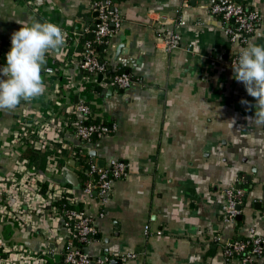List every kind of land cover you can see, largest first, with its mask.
Instances as JSON below:
<instances>
[{"label":"crops","instance_id":"obj_1","mask_svg":"<svg viewBox=\"0 0 264 264\" xmlns=\"http://www.w3.org/2000/svg\"><path fill=\"white\" fill-rule=\"evenodd\" d=\"M27 1L0 0V68L22 22L53 23L67 33L66 42L46 56L44 94L21 101L15 110H0V176L19 169L24 149L14 136L26 121L48 112L62 117L88 101L95 111L91 121L112 132L83 148L105 166L114 159L128 164L127 176L113 183L104 208L96 197L84 204L95 218L96 234L82 248L91 264H126L121 257L130 254L136 257L127 264H241L226 258L224 249L252 230L264 238V126L246 120L256 101L233 78L229 63L238 45L210 13L211 0H114L123 22L102 48L103 58L133 83L121 89L106 80L90 97L79 62L94 37L93 1ZM235 1L260 13L262 23L249 41L264 45V0ZM179 21L185 24L177 27ZM173 33L180 37L178 48L169 54L159 50V40ZM66 139L77 145L72 135ZM68 158L54 181L80 193L86 174ZM233 186L245 191L246 201L242 219L228 223L224 192ZM18 225L0 221L1 240L42 251L45 229ZM62 235L68 239L65 229ZM62 249L55 244L60 262Z\"/></svg>","mask_w":264,"mask_h":264},{"label":"built area","instance_id":"obj_2","mask_svg":"<svg viewBox=\"0 0 264 264\" xmlns=\"http://www.w3.org/2000/svg\"><path fill=\"white\" fill-rule=\"evenodd\" d=\"M18 1L30 4L27 0ZM92 1L94 11L98 13L97 23L94 37L86 41L79 62V69L86 74V83L89 84L86 89L88 97L96 95L98 85L106 83V80L121 89L133 83L129 75L97 55L98 47H106L114 33L120 29L123 22L121 10L114 0ZM209 11L221 21L229 41L238 46L246 45L262 23L257 10L235 0H211ZM184 24V21H179L177 27ZM179 39L175 33L168 38H161L159 50L169 54L178 48ZM236 59V56L232 58L230 67ZM47 72L52 73L53 70L47 69ZM100 76L101 82L98 81ZM94 116L91 104L84 101L74 105L62 117L56 118L48 112L39 119L26 121L14 136V141L21 144L23 149H48L54 152L48 158L44 171H38L31 162L19 161L16 172L10 176H0V221L15 222L22 228L43 227L47 243L42 251L35 252L23 246L4 243L0 238V264H55L54 247L57 243L63 245L62 261L58 264H91L92 257L82 248L96 234L95 218L87 213L84 204L96 197L99 209L104 208L111 199L113 183L127 176L128 164L114 159L102 168L96 160L89 158V171L80 193L67 185L56 183L54 177L59 171L58 159L63 151L73 157L74 149L81 150L83 145L93 140L94 135L101 139L112 132L105 123L92 122ZM68 134L75 138L77 145L67 141ZM224 199L225 222L234 223L242 214V209L238 207L244 206L246 193L233 186L225 190ZM100 216H104L102 210ZM63 229L69 235L67 240L62 235ZM145 234H151L148 225L145 226ZM157 234L161 235V232ZM49 245H53V248ZM224 255L229 260L239 259L241 264H264V238L256 236L252 230L248 238L229 242L225 246ZM135 257V254L125 255L121 260L127 264Z\"/></svg>","mask_w":264,"mask_h":264},{"label":"clouds","instance_id":"obj_3","mask_svg":"<svg viewBox=\"0 0 264 264\" xmlns=\"http://www.w3.org/2000/svg\"><path fill=\"white\" fill-rule=\"evenodd\" d=\"M66 34L55 24L35 19L22 22L11 36V48L6 65L0 68V110H15L21 101H31L43 95L46 86L42 71L50 51L61 48ZM234 79L244 85L247 94L256 101L255 112L246 117L255 126H264V45L247 41L233 52ZM241 100V104L248 105Z\"/></svg>","mask_w":264,"mask_h":264},{"label":"trees","instance_id":"obj_4","mask_svg":"<svg viewBox=\"0 0 264 264\" xmlns=\"http://www.w3.org/2000/svg\"><path fill=\"white\" fill-rule=\"evenodd\" d=\"M103 47H98L97 49V55L103 58V51H102ZM54 151L53 150H48V149H24L21 153L20 162H31L34 164L35 168L38 171H44L45 167L47 165L48 162V158L52 155ZM75 154H73V158L75 161L78 162V164L80 165L82 172H84V175H87V172L89 171V158L90 155L89 153L82 148L80 149H74L73 151ZM66 157H69V153L67 151H63L61 157L58 159V165L59 166H64L67 165L69 163V158L65 159Z\"/></svg>","mask_w":264,"mask_h":264},{"label":"water","instance_id":"obj_5","mask_svg":"<svg viewBox=\"0 0 264 264\" xmlns=\"http://www.w3.org/2000/svg\"><path fill=\"white\" fill-rule=\"evenodd\" d=\"M97 16H98V13L96 12L95 15H94V17H97ZM43 74H44V71H42L41 75H43ZM101 80H102V76L99 77V81H100V82H101ZM93 139H97V136L94 135V136H93ZM99 166L103 168V167L105 166V165H104V161H100V162H99ZM67 179H68V181H69V180L71 181V180L74 179V177H73V176H68ZM238 188H239V187H238ZM238 209L241 210L242 207H238ZM237 219H242V217L239 216ZM55 259H56V261H57L58 263L60 262V257H59V256H57ZM111 264H122V263H121L120 260H114V261L111 262Z\"/></svg>","mask_w":264,"mask_h":264}]
</instances>
